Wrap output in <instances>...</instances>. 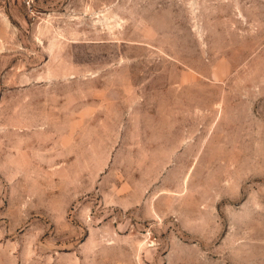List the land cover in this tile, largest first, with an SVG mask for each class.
Here are the masks:
<instances>
[{
    "label": "rangeland",
    "instance_id": "1",
    "mask_svg": "<svg viewBox=\"0 0 264 264\" xmlns=\"http://www.w3.org/2000/svg\"><path fill=\"white\" fill-rule=\"evenodd\" d=\"M0 264H264V0H0Z\"/></svg>",
    "mask_w": 264,
    "mask_h": 264
}]
</instances>
